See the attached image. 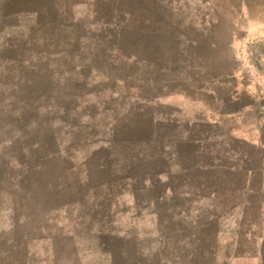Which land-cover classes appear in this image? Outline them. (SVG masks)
<instances>
[{
  "label": "rangeland",
  "instance_id": "1",
  "mask_svg": "<svg viewBox=\"0 0 264 264\" xmlns=\"http://www.w3.org/2000/svg\"><path fill=\"white\" fill-rule=\"evenodd\" d=\"M264 0H0V264H264Z\"/></svg>",
  "mask_w": 264,
  "mask_h": 264
},
{
  "label": "water",
  "instance_id": "2",
  "mask_svg": "<svg viewBox=\"0 0 264 264\" xmlns=\"http://www.w3.org/2000/svg\"><path fill=\"white\" fill-rule=\"evenodd\" d=\"M261 111H264V105L261 106Z\"/></svg>",
  "mask_w": 264,
  "mask_h": 264
}]
</instances>
